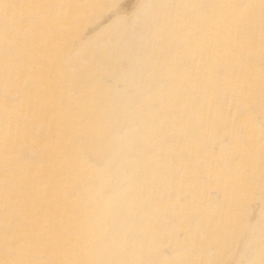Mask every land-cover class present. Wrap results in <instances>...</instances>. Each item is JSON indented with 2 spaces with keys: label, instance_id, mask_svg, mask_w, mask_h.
<instances>
[{
  "label": "bare ground",
  "instance_id": "obj_1",
  "mask_svg": "<svg viewBox=\"0 0 264 264\" xmlns=\"http://www.w3.org/2000/svg\"><path fill=\"white\" fill-rule=\"evenodd\" d=\"M0 264H264V0H0Z\"/></svg>",
  "mask_w": 264,
  "mask_h": 264
}]
</instances>
